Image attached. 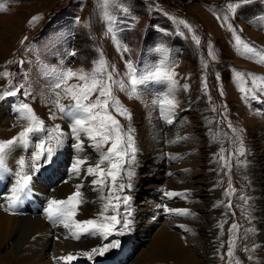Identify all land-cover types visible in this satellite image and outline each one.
I'll return each mask as SVG.
<instances>
[{"label":"rangeland","instance_id":"374dc122","mask_svg":"<svg viewBox=\"0 0 264 264\" xmlns=\"http://www.w3.org/2000/svg\"><path fill=\"white\" fill-rule=\"evenodd\" d=\"M0 3H5L6 9L0 11V25L13 28L11 36L0 40V72L8 71L12 74L7 79L0 77V94L23 85L21 93L16 97L0 101V110L12 114L11 120L0 127V141L12 139L28 127L26 122L17 119L18 105L22 101L34 109L46 128L60 125L65 132L64 144L57 149L51 162L41 163L39 175V172L34 174L30 167L38 140L34 138L26 146H13L8 151L15 155L12 173L20 170L18 161L23 158L27 173L34 175V179L44 175L47 181L52 179L56 182L55 176L61 178L59 173L64 175L67 173L66 167L72 165L75 156L74 138L70 135L68 120L59 114L55 106L57 90L54 89L51 69L70 67L74 71L83 68L90 72L93 61L102 54L109 70L115 67L114 77L124 80L126 87H130L124 76L127 71L125 62L129 60L140 73L165 62L177 74L178 85L171 94L178 107L172 124L161 118L154 104L155 100L166 94V91H161L160 85L146 86L147 90L141 92L140 99H129L124 92L114 89V94L133 115L131 123L119 116L117 119L125 129L129 126L136 129L139 149L132 166L135 175L130 182L133 186L125 188L120 195L131 197L127 209L143 212L135 220L133 234L131 231L124 235L114 233L107 240L96 236L98 247L116 240L120 242L119 246L104 255L95 256L96 259L83 258V263L136 264L138 261L137 264H171L157 259L149 261L143 257L147 253L151 255L150 260H153L166 250L175 236L179 239L183 236L176 226H169L165 219L159 217L161 211L155 205L165 201L167 196L164 192L170 191L167 181L161 180L159 184L156 180L157 173L164 175L161 168L168 160L176 161L174 166L181 169L176 177L186 176L184 189L179 191H186V196L168 200L174 207L184 201L183 208L191 211V215H178L175 219L184 222L189 220L186 224L190 225V233L193 234L191 238L197 240L201 250L195 255L200 258L208 246L205 232L211 226L210 219L215 218L216 228L212 229L214 238L211 240L216 251L219 250L215 254V264H237V261L240 264H257L259 255L256 254V248L260 245V235H264V221L260 226L254 224L253 198L256 193L264 199V156L261 157L263 160L259 159L260 172L255 174L251 169L254 165L253 154H264V95L257 93L258 100L246 101L242 99L239 87L245 84L252 86L251 77L247 73L264 76V64L257 62V56L245 53L243 45L237 46L235 36L240 35L243 41L250 42L258 50L264 49V0L242 7L237 12H232L227 5L239 3V0H108V3L104 0H0ZM34 17L36 20L33 22ZM229 25H232L231 30ZM196 39H199V44ZM124 46L129 49L127 53L123 52ZM238 72L245 74V80H237ZM185 84L188 85L187 90L183 87ZM24 91L31 95L25 97L22 94ZM60 103L68 105L72 101L61 94ZM213 108L216 110L213 111ZM53 113L56 119H50ZM146 120L155 121L162 130L168 128L163 132L167 137L160 140L159 149L151 145L148 133L144 132ZM36 136L43 137L44 133H37ZM81 138L84 141L82 148L93 150L89 146L92 142L83 134ZM166 138L172 140L171 144H166ZM241 139L247 149L246 156L229 157L230 153H237ZM221 148L225 150V159H230V173L227 168H221ZM92 150L87 158L89 164L95 165L99 154ZM171 156L177 158L173 160L169 158ZM241 161L247 162V166H243ZM102 167L107 169V163ZM84 178L86 186L81 191L87 198L83 197L86 202L79 206L76 219L86 220L91 217L90 209H85L88 204H93L89 195L94 193L96 202L91 218L99 219V212L106 203L102 197L108 195V189L96 190V186L91 183L94 177L86 175ZM171 178V175L167 177L169 180ZM210 180H213L215 186L210 185L208 188L217 191V206L211 196L215 194L214 190H204V187L207 190L206 184ZM229 180L236 191L234 195L226 196L225 191L230 187ZM122 182L127 184L129 180L125 176ZM153 183L158 184L159 189L162 188L158 189L156 196L147 187ZM258 183L261 188L259 191L253 189ZM53 184L50 183L51 186ZM3 189L0 184V194ZM241 197L252 199L245 204ZM23 200L18 215H24L29 209L37 213L39 202L43 201L32 191ZM229 200L231 209L227 207ZM151 204L157 209L152 211ZM262 207L264 210V204ZM42 211L43 207L39 208V214ZM86 212H90L88 217ZM113 214L112 211L107 213L108 216ZM125 214V206L121 205V215ZM233 223L238 225V230L230 232ZM47 225L59 227L52 222ZM140 229H144V232H140ZM182 233L186 234L184 230ZM230 240H235L234 255L221 260L220 254L228 251ZM181 242L185 244V239ZM81 261L78 264H82Z\"/></svg>","mask_w":264,"mask_h":264},{"label":"snow or ice","instance_id":"6c2138e0","mask_svg":"<svg viewBox=\"0 0 264 264\" xmlns=\"http://www.w3.org/2000/svg\"><path fill=\"white\" fill-rule=\"evenodd\" d=\"M108 3V0H104ZM259 0H239V3H229L227 7L232 12H237L242 7H247ZM6 10L5 3H0V11ZM219 20L220 17L218 16ZM36 18H33V22ZM77 20L79 18L77 17ZM187 26V25H186ZM230 30L232 25H229ZM111 31V28H109ZM26 39V38H25ZM199 44V39H196ZM235 43L237 46L243 45L245 53L251 56H257L258 63L264 64V49L258 50L250 42L242 40L240 35L235 36ZM129 49L124 46L123 52L127 53ZM75 55V53H71ZM214 58V57H213ZM126 77L130 87H126L124 80H118L114 77L115 67L109 70L106 60L100 54L97 59L93 61L92 70L85 71L83 68L74 71L72 68L51 69V74L54 76L55 91V106L59 114L66 118L69 122L70 135L77 141L75 148L80 149L84 145L81 134L87 137L92 142V147L99 153V158L95 165L88 164L85 157H77L75 162L71 165V174L76 177H81L82 168L88 164L84 170V174L92 176V184L96 186V190L108 189V195L102 197L106 200L99 212V219L89 218L86 220H77L79 206L86 201L80 191L81 185H77V190L69 195L66 199L51 198L48 200L44 208V214L48 221L54 225L62 226L71 233V238L81 240L82 237L100 236L105 240L114 233L124 235L125 232L131 231L133 220L132 213L127 209L131 197L128 195L121 196L120 193L125 188H131V178L135 175L133 165L137 159L139 151L136 144V129L129 126L127 129L120 123L117 116L128 120L130 123L133 119L132 112L127 109L120 99L114 94V89L124 92L129 99L141 98V92L146 91L148 85H160L161 91H166L163 98H158L154 104L158 107L160 116L168 124L173 123V115L175 109L178 107L177 101L172 96V92L178 85L176 79V72L171 65L161 62L140 73L138 69L129 60L125 62ZM119 75V73H117ZM12 74L8 71L0 72V77L9 78ZM251 77L252 86L248 87L246 84L239 87L242 94V99L246 101L258 100L257 93L264 95V76H258L253 73H247ZM237 80H245V74L237 73ZM219 79V77H217ZM78 81V83H70L71 81ZM11 84V81H9ZM187 90L188 85H183ZM23 85L15 88V90H7L0 94V101H4L9 97H16L21 93ZM204 88H207V82H204ZM25 97L31 95L29 92L22 93ZM61 94L70 98L72 103L65 105L60 103ZM223 95V92H221ZM95 97V99H92ZM213 111L216 109L213 108ZM18 117L21 121L28 124L23 131L19 132L17 136L12 139L0 141V166L5 163V156L7 152L15 145H28L34 138L38 140L35 143L36 151L31 156V169L33 173L40 171L41 163L43 161L51 162L57 149L64 144L65 132L60 125L54 128H46L44 121L40 119L34 109L26 102H20L18 105ZM115 113V115L113 114ZM55 113L50 115V119H56ZM37 133H44L43 137H37ZM187 139V138H184ZM224 149H220L221 168H227L231 172L230 159H225L223 153ZM247 149L245 148L241 139L240 147L237 153H230L232 156H246ZM175 160L176 156L169 157ZM19 171L15 173V182L10 189V195L7 196V209H14L22 202L23 197H27L32 191V181L34 175H29L26 171V161L22 158L18 161ZM107 163L108 167H102ZM243 166H247V162L241 161ZM171 175V173H169ZM127 177L129 183H123L124 177ZM118 181H121L118 183ZM230 187L225 191L226 196L234 195L235 188ZM187 192L180 193L176 191H166L164 195L168 198H176L179 196H186ZM245 204L252 198L241 197ZM121 205L125 206V215H121ZM231 209L232 204L229 200L227 205ZM171 214L188 216L191 211L187 208H167ZM112 211L113 215L108 216L107 213ZM235 215V213H233ZM238 225L233 223L229 229L230 232L237 231ZM35 239V238H34ZM119 241H109L100 247L92 248L90 251H83L80 255L92 260L97 255H104L110 249L119 246ZM235 240L229 241L228 251L220 254V259L226 257L231 258L234 255ZM219 252V250H217ZM248 251V249H245ZM77 255L67 254L65 256L53 257L54 261H63L64 264H71L73 260L78 259ZM251 259V256H249ZM237 264H240L237 261Z\"/></svg>","mask_w":264,"mask_h":264},{"label":"bare ground","instance_id":"6f19581e","mask_svg":"<svg viewBox=\"0 0 264 264\" xmlns=\"http://www.w3.org/2000/svg\"><path fill=\"white\" fill-rule=\"evenodd\" d=\"M0 26L3 27V28L0 27V29H2V31H0V40H3L6 37H9L13 34V31H12L13 28H11L12 26H9V27H5L4 25H0ZM8 28H10V30H8ZM14 30L17 31L16 28H14ZM1 37H4V38H1ZM10 115H8L5 110H0V127L7 124V122L11 120L12 117ZM17 119H19L18 116H17ZM143 129H144V132L148 133V137L151 139V145H153V147L156 146L157 149H159L160 140H162L166 136L165 134H163V132L167 130L168 128H164L162 130L160 127H158L155 121L146 120L144 122ZM73 140H74V145H75L77 141L75 139ZM171 141H172L171 139L166 138V144H171ZM89 146H92V143H90ZM91 150H92L91 148L90 150H87L84 148H80V149L75 148V156L73 158L72 164L75 162V159L77 157L87 158L89 154L91 153ZM92 151L99 154L98 151L94 148ZM171 151L174 152L173 147ZM14 156L15 155L13 153L9 154L7 152L5 156L4 165L0 166V184H1V188L2 187L4 188L3 192L0 194V264H53V263L64 264L63 261H58V260L54 261L53 257L65 256L70 253L73 255H77L79 257L78 259L73 260L71 264H78L83 258H86L80 255L83 251H90L92 248L98 247L99 243L95 242L96 236H90L88 240H84L85 238H88V237H82L80 241L75 240L71 238V233L67 229H64L62 226H59L57 228L49 227L47 224L51 221L48 222V220H46L47 218L44 214V211H42V214H39L38 210L41 207H43V210H44L48 200L51 198L66 199L69 195H72L77 190L76 188L77 185H81L80 187V191H81L82 187L86 186L84 182V179H85L84 177L86 176L84 174V170L89 164V159L87 158L88 164L84 165V167L82 168L81 177L79 178L71 174V166L69 167L68 165L66 167L67 173H65L64 175L63 174L61 175V173H59L61 178L58 179L55 176L56 174H54L56 178V182L54 180L52 181V179L50 180V182L47 181V178L44 175L43 176L41 175L40 178L38 179H33L32 192L35 194V196H39L43 201L39 202V205L36 209L37 213H34L32 209H29L27 213H25L24 215H18V211H19L18 208L20 204L24 201L23 198H22V202L19 203L14 209H11V210L7 209V205H8L7 196L10 195V189L16 179L15 173H12L13 166H14L13 161L15 158ZM263 156L264 154L262 153L253 154L252 159L254 160L253 161L254 165L252 166V169H251L252 173L256 174L260 172L261 167H260L259 162L261 161L259 159L263 160L264 158ZM167 163L169 164V166L167 165L166 167ZM175 163L176 161L169 162L167 160V162H165V165H163V167L161 168L163 169L162 172L164 175H161L160 172L157 173L158 177L156 178V180H157V183L159 182V184L161 180H164L165 182L167 181L166 182L167 184L166 183L165 184L168 185L169 187L168 190L170 189L171 191L179 192L180 190L184 189L183 185H184V180L186 176L176 177V173L179 172L180 174L179 170L181 169L177 166H174ZM169 173H171V176H172L170 180L167 179V177H169ZM8 179H10V181ZM52 182L54 184L51 186L50 183ZM165 184H163V186H165ZM259 184L260 183L256 184V186H254L253 189H257L258 191L261 190V188L259 187ZM210 185L215 186L213 183V180H210L206 184L207 190L205 187H204V190L206 192H210L214 190L215 194H211V196L214 200V205L217 206L215 202L217 198V191L215 190V188L213 189L208 188L210 187ZM147 187H149L150 191L152 192V195L154 196H156L157 191L162 189V188L159 189V185L156 183H153L151 186L148 185ZM82 194L84 197L85 194L84 193ZM94 194L89 195L92 197L94 201L93 204H88L85 209V211L90 209L91 217L93 216L92 213L94 211L95 202H96L95 199L93 198L95 197ZM84 198H87V197H84ZM253 199H254L253 203L255 204L254 224L255 226H260L261 224H263V221H264V210L262 207V205L264 204V199H261V196L259 195L257 196L256 193L254 194ZM155 205L158 206L159 210L161 211L159 212V217L165 219L168 222L169 226L171 227L176 226L179 230V233L183 236L181 239L175 236V239H173L171 243L168 245V247H166V250L160 252L157 256H155L153 260H150L151 255L144 253L143 257L145 259L149 261H156L157 259L158 261H166L171 264H215V254L217 251H216L215 245L211 243V240H213L214 238L213 236L214 232H212V229L215 227L214 222H216L217 220H215V218L210 219L211 217L213 218V215L209 217V219L211 220L210 221L211 226H208L205 232V239H206L205 242L208 244V246L203 250L204 252L200 256V258H198L195 254L196 252L198 253L201 250H199L198 248L197 240L191 238L193 234L190 233L191 232V230L189 229L190 225L186 224L189 222V220H186L185 222L176 221V219L178 218L177 217L178 215L171 214L166 210L167 208H171L173 206L170 204L168 197L165 201L163 202L161 201L159 204L156 203ZM155 205L151 204L152 211L157 209ZM183 205H184V201H182L180 204H178L175 207L173 206L172 208H183ZM130 211H132L131 218L133 220V224L131 227V233L133 234L135 232V229H134L135 220L140 218L141 212H143V210H139V211L130 210ZM88 213L87 212L85 213L86 217L89 216ZM166 214L168 217L166 216ZM77 220H80V219L78 218ZM182 230H184L186 234L182 233ZM139 231L144 232V229H140ZM182 239H185V244H182L181 242ZM259 244L260 245L256 248V254L259 255L257 258L258 259L257 264H264V235L263 234L260 235ZM190 246H192V248H190ZM93 259H96V258H93ZM81 262L82 264L88 263V262L83 263V260ZM88 264H91V263H88Z\"/></svg>","mask_w":264,"mask_h":264}]
</instances>
